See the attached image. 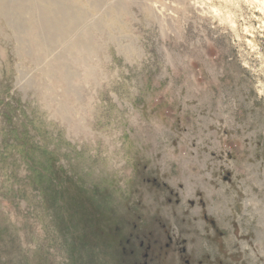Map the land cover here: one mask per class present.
Wrapping results in <instances>:
<instances>
[{"label": "rangeland", "instance_id": "374dc122", "mask_svg": "<svg viewBox=\"0 0 264 264\" xmlns=\"http://www.w3.org/2000/svg\"><path fill=\"white\" fill-rule=\"evenodd\" d=\"M127 6L65 114L0 19V264H264V3Z\"/></svg>", "mask_w": 264, "mask_h": 264}, {"label": "bare ground", "instance_id": "6f19581e", "mask_svg": "<svg viewBox=\"0 0 264 264\" xmlns=\"http://www.w3.org/2000/svg\"><path fill=\"white\" fill-rule=\"evenodd\" d=\"M139 1L0 0V19L6 21L7 27L16 34L25 35L23 39L18 38L17 43H30L29 55L34 63L40 65L41 76L47 77L53 88L60 89L62 100L52 109L65 114L78 105L77 100L71 98L73 86L80 81L98 85L102 73L91 63L92 59L96 52L113 41L104 36L97 24H88L90 12H98L106 6L103 25L113 28L117 25L118 16L126 15L127 4ZM171 1L179 3L180 0ZM250 1L260 5L264 3L262 0ZM153 6V3L147 6L151 14L155 11ZM43 101L46 102L44 95ZM44 105L51 106L47 102Z\"/></svg>", "mask_w": 264, "mask_h": 264}]
</instances>
